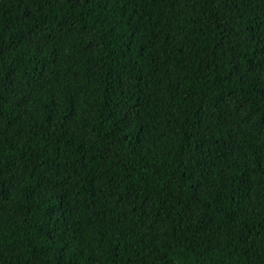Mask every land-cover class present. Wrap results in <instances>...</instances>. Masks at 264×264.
<instances>
[{"label": "trees", "instance_id": "obj_1", "mask_svg": "<svg viewBox=\"0 0 264 264\" xmlns=\"http://www.w3.org/2000/svg\"><path fill=\"white\" fill-rule=\"evenodd\" d=\"M0 264H264V0H0Z\"/></svg>", "mask_w": 264, "mask_h": 264}]
</instances>
